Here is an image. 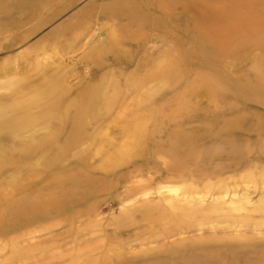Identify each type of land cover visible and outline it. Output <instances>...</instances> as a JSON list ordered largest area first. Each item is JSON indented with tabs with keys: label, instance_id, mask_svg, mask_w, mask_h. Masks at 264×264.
Wrapping results in <instances>:
<instances>
[{
	"label": "rangeland",
	"instance_id": "obj_1",
	"mask_svg": "<svg viewBox=\"0 0 264 264\" xmlns=\"http://www.w3.org/2000/svg\"><path fill=\"white\" fill-rule=\"evenodd\" d=\"M75 1L0 0V264H264V0Z\"/></svg>",
	"mask_w": 264,
	"mask_h": 264
},
{
	"label": "bare ground",
	"instance_id": "obj_2",
	"mask_svg": "<svg viewBox=\"0 0 264 264\" xmlns=\"http://www.w3.org/2000/svg\"><path fill=\"white\" fill-rule=\"evenodd\" d=\"M55 1V0H54ZM75 1V0H74ZM78 1V0H77ZM176 1V0H175ZM76 2V1H75ZM171 2V1H170ZM180 2V1H179ZM186 2V1H185ZM175 3V2H174ZM126 4H128V3H126ZM114 5H115V3H114ZM129 5V4H128ZM169 5V4H168ZM178 5V4H177ZM229 5V4H228ZM174 6V5H173ZM224 6V5H223ZM123 7V6H122ZM45 8V7H44ZM47 9H49V8H47ZM126 9V8H125ZM131 9H133L132 7H131ZM220 9V8H219ZM84 10V9H83ZM124 10V9H123ZM221 10V9H220ZM49 11V10H48ZM131 11V10H130ZM226 11V15H230L231 14V12L230 11H228V10H225ZM81 12H82V10H81ZM214 12V11H213ZM216 12V11H215ZM219 12V11H218ZM217 12V13H218ZM220 12H222V11H220ZM79 13V12H78ZM125 13H126V11H125ZM129 13V12H128ZM131 15V14H130ZM131 18V17H130ZM56 19V18H55ZM45 21H46V19H45ZM48 21V20H47ZM46 21V22H47ZM130 21H131V19H130ZM134 21V20H133ZM45 22V23H46ZM49 22H51L50 20H49ZM68 22V21H67ZM76 22V21H75ZM77 22H78V20H77ZM39 23V22H38ZM47 24H48V22H47ZM78 25H79V22H78ZM81 26V25H80ZM40 27V26H39ZM54 33V32H53ZM244 35H246V34H244ZM247 36V35H246ZM247 38V37H246ZM56 83V85H57V82L55 81V80H53V82L52 83ZM51 83V84H52ZM59 90H61V89H59ZM59 90L57 91V88H54V86H52L51 85V87L49 88V92H51V94L50 95H56L55 97H58L61 93H64L65 91L62 89L60 92H59ZM54 91H55V93H54ZM57 93V94H56ZM62 95V94H61ZM52 97V96H51ZM67 97V96H66ZM61 99V98H60ZM91 101L92 100H84V103H83V105H84V109L86 108L85 106H87V105H89L90 103H91ZM93 102V101H92ZM52 106H53V104H51ZM50 105V106H51ZM55 106V105H54ZM53 106V107H54ZM77 106V105H76ZM49 107V106H48ZM52 108V107H51ZM26 109H28V107L26 108ZM56 110V109H55ZM77 110H78V112H79V109L77 108ZM90 110V109H89ZM28 111V110H27ZM53 112H55V111H53ZM139 128V126H134V128L132 129V131L131 132H129V136H128V138H129V140L128 141H134L135 140V136H136V133L138 134V129ZM135 144L137 145V144H139V143H136L135 142ZM117 150V149H116ZM130 154V153H129ZM134 155V154H133ZM132 155V156H133Z\"/></svg>",
	"mask_w": 264,
	"mask_h": 264
}]
</instances>
